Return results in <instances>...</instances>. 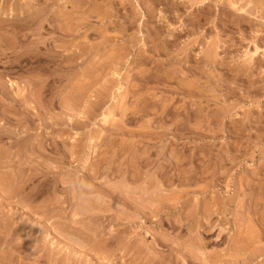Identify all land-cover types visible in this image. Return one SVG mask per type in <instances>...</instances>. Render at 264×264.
I'll return each instance as SVG.
<instances>
[{
    "label": "rangeland",
    "instance_id": "374dc122",
    "mask_svg": "<svg viewBox=\"0 0 264 264\" xmlns=\"http://www.w3.org/2000/svg\"><path fill=\"white\" fill-rule=\"evenodd\" d=\"M0 20V264H264V0Z\"/></svg>",
    "mask_w": 264,
    "mask_h": 264
},
{
    "label": "bare ground",
    "instance_id": "6f19581e",
    "mask_svg": "<svg viewBox=\"0 0 264 264\" xmlns=\"http://www.w3.org/2000/svg\"><path fill=\"white\" fill-rule=\"evenodd\" d=\"M201 3H202V2H201ZM73 4H74V3H73ZM19 10H20V9H19ZM22 12H23V11H22ZM14 14H15V13H14ZM25 16H26V15H25ZM27 16H28V15H27ZM27 16H26V17H27ZM19 18H20V17H18V20H19ZM24 18H25V17H24ZM24 18H23V19H24ZM20 19H21V18H20ZM50 19H51V18H50ZM98 19H99V18H98ZM2 20H3V19H2ZM6 20H8V19H6ZM3 21H4V20H3ZM16 21H17V20H16ZM19 21H20V20H19ZM23 21H24V20H23ZM0 22H1V20H0ZM17 25H18V24H17ZM1 27H2V26H1ZM3 31H4V30H3ZM37 31H38V30H37ZM66 34H67V33H66ZM67 36H68V35H67ZM68 51H69V50H68ZM47 53H48V52H47ZM50 53H51V52H50ZM53 53H54V51H53ZM55 53H56V52H55ZM42 54H43V53H42ZM45 54H46V53H45ZM45 54H44V55H45ZM57 54H59V53H57ZM57 54H56V55H57ZM46 55H47V54H46ZM46 55H45V56H46ZM59 55H61V54H59ZM51 56H52V55H51ZM68 56H69V54H68ZM50 58H51V57H50ZM53 58H55V57H53ZM42 59H43V58H42ZM46 59H48V58H46ZM50 60H51V59H50ZM47 62H48V61H47ZM50 62H52V61H50ZM40 89H41V88H40ZM67 103H68V102H67ZM121 108H123V107H121ZM70 109H71V108H70ZM123 109H124V108H123ZM121 111H123V110H121ZM124 111H125V110H124ZM111 115H112V114H111ZM109 117H110V113L107 114V115H105V116H104L105 119H103V120H104V121H105L106 119L108 120ZM249 202H250V201H249ZM255 204H256V203H255ZM259 213H260V212H259ZM255 214H256V213H255ZM261 215H262V214H261ZM246 220L248 221V219H246ZM249 220H251V219H249ZM251 224H252V223H251ZM257 229H258V228H257ZM248 230H249V229H248ZM252 233H253V232H252ZM239 235H240V234H239ZM241 235H242V234H241ZM238 241H239V240H238ZM233 243H234V242H233ZM245 247H246V246H245ZM241 250H242V249H241Z\"/></svg>",
    "mask_w": 264,
    "mask_h": 264
}]
</instances>
